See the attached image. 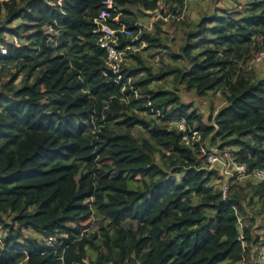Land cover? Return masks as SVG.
<instances>
[{
  "label": "trees",
  "instance_id": "obj_1",
  "mask_svg": "<svg viewBox=\"0 0 264 264\" xmlns=\"http://www.w3.org/2000/svg\"><path fill=\"white\" fill-rule=\"evenodd\" d=\"M103 1L0 0V264H251L264 182L223 193L175 123L264 168V76L245 67L264 50V0H233L195 24L186 0H113L121 14L108 23L147 44L119 34V48H135L120 80L94 32ZM134 8L182 28L170 62L160 28H140ZM143 52L162 56L158 70ZM179 86L226 103L206 123Z\"/></svg>",
  "mask_w": 264,
  "mask_h": 264
},
{
  "label": "built area",
  "instance_id": "obj_2",
  "mask_svg": "<svg viewBox=\"0 0 264 264\" xmlns=\"http://www.w3.org/2000/svg\"><path fill=\"white\" fill-rule=\"evenodd\" d=\"M186 2H188V0H186ZM111 10L118 11L113 4V0H104L103 8L100 14L94 18V32L100 35L98 39L99 46L107 50L109 70L116 75V80H120L121 74L119 71L121 69V63L125 60L127 50L133 49L134 46L130 44L126 45L124 48H119V34L124 33L126 35L133 36L132 42H135L136 40L141 42V45L145 42L141 40V30L136 34H133L132 31L125 25H122L121 28L118 29L112 27L108 23L109 19H112L113 22H119L121 12H118L116 16H113ZM157 12L158 11L156 10L153 13H156L157 18H160L161 14ZM13 39L15 43L18 42L17 37H14ZM6 51L7 48L3 46L1 48V52L4 54ZM255 60L256 62L264 60V50H261L256 54ZM175 125L183 132V142L190 147H199L207 159L208 168L217 170L223 177L221 184L223 193H226L231 182L235 180L244 181L246 179L253 178L256 182H264V168L256 169L251 172L245 164L236 162L229 150H221L216 147H210L208 140L202 139V133L199 128L190 127L184 120H179L175 123ZM1 239L2 235L0 234V241ZM51 241L52 238L47 240L48 243ZM262 249H264V246L260 247L259 252L263 251Z\"/></svg>",
  "mask_w": 264,
  "mask_h": 264
},
{
  "label": "rangeland",
  "instance_id": "obj_3",
  "mask_svg": "<svg viewBox=\"0 0 264 264\" xmlns=\"http://www.w3.org/2000/svg\"><path fill=\"white\" fill-rule=\"evenodd\" d=\"M163 9H165V6L161 5ZM218 7H230V8H238L239 5L233 1V0H188L186 10L184 12V18L190 22L191 24H195L204 14H211L215 11V8ZM135 11L138 12V24L141 25V28L143 30H148L155 32L158 28H160V31L163 34L165 43L168 44V48L164 49V55L163 60L166 62H170L172 60L170 52L171 53H178L179 48L181 45V37L183 30L178 25H172L170 20L167 21V23H161L159 18H157L156 13H143L134 8ZM221 12V11H218ZM158 13V12H157ZM161 14V13H159ZM166 21V19H165ZM46 33L50 32L49 28H45ZM9 39H11L9 37ZM147 44L144 43L138 48V50H142ZM127 54V53H126ZM256 54V53H255ZM247 61V64L245 65L247 70H253L256 76L262 77L264 76V60L261 62H256L255 55ZM143 56H145L149 62V64L155 69L158 70L162 64L161 58L162 56L159 54H155L154 57H150L149 53L143 52ZM128 61H130V58H127ZM167 87H170L171 84L167 83ZM179 89L181 91V97L185 103H188L193 106V109H197L200 114L204 116V121L208 123V118L210 116V113L212 111L217 112L221 107L225 105V99L223 95L218 92L215 94H209L205 98H200L196 96L195 94H188L185 89L182 86H179ZM209 142V141H208ZM217 147V146H216ZM218 184V182H216ZM220 184V183H219ZM222 184V183H221ZM221 184L219 186H221ZM264 215L263 217L258 219L257 226L258 233L262 234L264 237ZM106 223L105 220H102L99 217H93L91 221V227L99 229ZM0 234H3L2 227L0 226ZM264 246V245H263ZM262 246V247H263ZM261 247V246H260ZM259 248L255 249V253L253 251L252 256L250 257L251 264H264V249L263 251L259 252ZM94 256V253L91 252L89 256Z\"/></svg>",
  "mask_w": 264,
  "mask_h": 264
},
{
  "label": "clouds",
  "instance_id": "obj_4",
  "mask_svg": "<svg viewBox=\"0 0 264 264\" xmlns=\"http://www.w3.org/2000/svg\"><path fill=\"white\" fill-rule=\"evenodd\" d=\"M158 11V13H160V10H157Z\"/></svg>",
  "mask_w": 264,
  "mask_h": 264
}]
</instances>
